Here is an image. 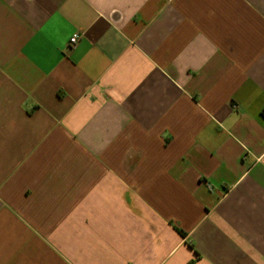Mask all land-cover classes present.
Segmentation results:
<instances>
[{"label": "crops", "instance_id": "obj_1", "mask_svg": "<svg viewBox=\"0 0 264 264\" xmlns=\"http://www.w3.org/2000/svg\"><path fill=\"white\" fill-rule=\"evenodd\" d=\"M0 264H264V0H0Z\"/></svg>", "mask_w": 264, "mask_h": 264}, {"label": "built area", "instance_id": "obj_2", "mask_svg": "<svg viewBox=\"0 0 264 264\" xmlns=\"http://www.w3.org/2000/svg\"><path fill=\"white\" fill-rule=\"evenodd\" d=\"M81 39V35L80 34H75L72 38H71V41H70V48L73 49L77 46V44L79 43ZM236 107V106H235ZM207 186L209 189H213V186L211 183H207Z\"/></svg>", "mask_w": 264, "mask_h": 264}]
</instances>
